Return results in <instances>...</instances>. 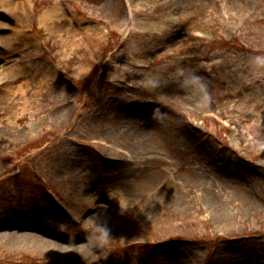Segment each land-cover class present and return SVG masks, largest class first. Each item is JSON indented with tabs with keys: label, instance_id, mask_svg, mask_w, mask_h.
<instances>
[{
	"label": "rangeland",
	"instance_id": "obj_1",
	"mask_svg": "<svg viewBox=\"0 0 264 264\" xmlns=\"http://www.w3.org/2000/svg\"><path fill=\"white\" fill-rule=\"evenodd\" d=\"M0 38V264H264V0H0Z\"/></svg>",
	"mask_w": 264,
	"mask_h": 264
},
{
	"label": "bare ground",
	"instance_id": "obj_2",
	"mask_svg": "<svg viewBox=\"0 0 264 264\" xmlns=\"http://www.w3.org/2000/svg\"><path fill=\"white\" fill-rule=\"evenodd\" d=\"M246 8V7H245ZM0 44L4 47V49H7V48H9L11 45H10V43L8 42V39H4V38H0ZM1 73H2V71H0ZM20 89V88H19ZM18 89V90H19ZM227 180V179H226ZM225 180V181H226ZM28 237H30V236H28ZM9 239H13V238H15V237H13V236H11V237H8ZM29 240H31L32 238H28ZM48 245H50V246H53V247H60V245H55V244H53V243H51V242H46Z\"/></svg>",
	"mask_w": 264,
	"mask_h": 264
}]
</instances>
